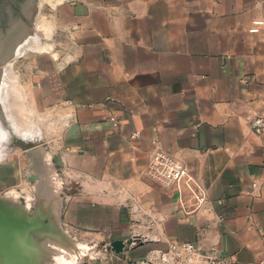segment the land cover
Listing matches in <instances>:
<instances>
[{"label":"crops","instance_id":"obj_1","mask_svg":"<svg viewBox=\"0 0 264 264\" xmlns=\"http://www.w3.org/2000/svg\"><path fill=\"white\" fill-rule=\"evenodd\" d=\"M54 14L70 41L44 76L70 116L63 223L105 243L94 264H161L172 239L263 259L264 132L251 121L264 117V0H63ZM157 146L207 187L205 208L187 213L174 185L147 174ZM0 148L1 190L18 183L21 154ZM147 227L157 241L110 248Z\"/></svg>","mask_w":264,"mask_h":264},{"label":"rangeland","instance_id":"obj_2","mask_svg":"<svg viewBox=\"0 0 264 264\" xmlns=\"http://www.w3.org/2000/svg\"><path fill=\"white\" fill-rule=\"evenodd\" d=\"M55 6V2L53 3L49 0L40 2L34 29L32 31L31 28L29 32L27 29L25 32L26 34L23 38L26 37L27 33H31V36L24 41L27 45H33L35 51L25 54L20 53L15 59L9 61L11 65L1 64L0 147L6 146L8 150L10 148L11 156L17 155L18 153L21 154V164L16 165L19 173L18 183L1 189L0 196L4 195L10 189H16L21 195L29 194L32 198L35 197L36 193L32 183L26 177V172H32L31 174L36 173L33 156L31 159L28 151L45 146L52 153L54 160L58 155L62 158L58 149V138L64 130L69 111L62 102L53 100L44 88V76L51 70L53 57L55 56L63 63L69 56L70 41L68 32L60 29L58 23L53 21ZM47 40H51L54 44V50L51 52L41 50L40 47L38 48L36 46V44H44ZM20 45L22 48L23 40ZM55 52L58 54H55ZM23 87V95L25 97L17 93ZM39 128L44 129L43 139L41 138L39 141L30 140V137ZM47 128L49 129L47 130ZM25 137L29 140H26ZM55 163L57 175L59 177L61 175L63 178L61 165L56 160ZM26 168L27 170L25 172ZM31 207H33V204L28 207V210ZM63 211L62 226L68 227L67 224L63 223ZM71 231L75 233L76 229L73 228ZM78 238L85 240L82 235H78ZM97 245L100 250L105 248V243H99ZM96 260L97 257L93 260L89 256L85 258V262L94 263Z\"/></svg>","mask_w":264,"mask_h":264},{"label":"bare ground","instance_id":"obj_3","mask_svg":"<svg viewBox=\"0 0 264 264\" xmlns=\"http://www.w3.org/2000/svg\"><path fill=\"white\" fill-rule=\"evenodd\" d=\"M43 1L47 0H40V2ZM49 1H52L53 3L55 2V5L59 3V0ZM27 29L28 32L31 30V28L23 26V28H20L11 36L5 48L4 54L0 59V73L2 71L1 64L5 63L6 65H11L9 61L12 60L10 59L12 55V57L14 58L17 56V54L19 55L20 53L25 54L27 52L35 51V47L33 45H27V43L24 41L31 36V33H27L26 37L23 38L26 34L25 32ZM22 40L23 49L20 47ZM36 46H38V48L40 47L41 50L44 51L51 52L54 50V44L51 42V40H47V42L41 45L36 44ZM55 54L58 53L55 52ZM1 85L2 84H0V93H2ZM23 91L24 87L23 89L20 88L17 93L22 96L24 94ZM23 97L25 96L23 95ZM69 117L70 116L67 117L66 122L69 121ZM48 129L49 128H47V130ZM43 130L44 129L39 128L35 132V134L30 137V140L39 141L42 138L44 132ZM41 141L43 142V140ZM0 149L3 150L2 148ZM35 151L36 153L32 155L33 164L36 169V173L40 174L41 176V178L33 184V188L36 193L35 197L32 198L29 194H24L23 196L25 198V202L21 201V193L16 189H10L9 191H7L5 193V197L9 199L10 202L17 208L28 210V207L33 204V206L36 205L37 211L43 209V211H46V213H51V215L48 216L54 222V224H56L57 230H43L34 234L35 244L40 247V250L43 251L41 252L43 264H76L84 254L92 256L99 255L101 251L98 249L96 243L87 242L83 239L78 238V234L76 232L72 233L69 227H63L62 221L59 223L63 211L62 208L64 205V195L62 194V192L64 191V181L62 176L60 175L59 177L56 173V166L54 165L52 160V153L45 146H40ZM26 173L29 175L32 172ZM42 207H45L47 210ZM160 255L163 254L160 252ZM164 258L168 259V255L166 254ZM0 264H2L1 259Z\"/></svg>","mask_w":264,"mask_h":264},{"label":"water","instance_id":"obj_4","mask_svg":"<svg viewBox=\"0 0 264 264\" xmlns=\"http://www.w3.org/2000/svg\"><path fill=\"white\" fill-rule=\"evenodd\" d=\"M27 27V26H24ZM21 27L16 28L9 37L0 41V59L2 58L5 48L11 38ZM33 31V29H32ZM13 56V55H12ZM10 59H15L12 57ZM26 140H29L25 137ZM37 149V148H36ZM36 149L28 151L32 155L36 153ZM54 165L55 160L59 165H62V158L60 155L52 156ZM31 162V161H30ZM30 165V164H29ZM26 172V169H25ZM26 177L29 182L33 184L38 181L40 174H27ZM64 195V191L62 192ZM20 200L25 202L23 195L20 196ZM47 210L45 207H42ZM48 215L51 213L40 209L37 211L36 205L29 210H24L15 207L9 199L5 197V194L0 196V259L2 264H43L40 247L34 242V234L40 231H52L57 230L56 224L50 219ZM62 221V214L59 223ZM139 242H151L157 241L158 238L154 234L148 232L142 234L139 238ZM138 241L134 238H129L127 241L114 240L111 243L110 248L119 252L125 245ZM98 247V245H97ZM166 254H163L164 258ZM89 256L91 260L98 258V255L92 256L84 254L76 264H94L93 262H85V258ZM164 264H171L169 259L164 258ZM130 264H140L136 260H132ZM144 264V263H143Z\"/></svg>","mask_w":264,"mask_h":264},{"label":"built area","instance_id":"obj_5","mask_svg":"<svg viewBox=\"0 0 264 264\" xmlns=\"http://www.w3.org/2000/svg\"><path fill=\"white\" fill-rule=\"evenodd\" d=\"M258 23L261 21H257ZM257 29V27L253 28ZM114 125H117L115 117H111ZM253 130L257 133L264 132V117L256 116L251 121ZM140 132L135 131L133 136H139ZM147 174L166 185H174L178 198L181 202L184 210L187 213L194 212L205 208L208 203V189L203 182L189 169V167L180 159L176 158L160 146H157L151 153L150 162L147 167ZM257 182L253 183L256 187ZM185 192H188L193 201V207L188 209L186 202L184 201ZM141 211L136 205L134 207V213ZM148 233V227L145 229ZM139 233L133 230L132 237L134 239L139 238ZM135 242V241H134ZM169 262L171 264H236L231 258L223 255L217 248L211 251H202L198 246L191 242H183L172 239L169 241V249L166 252ZM162 256V255H160ZM165 260L162 257L161 264H164ZM250 264H264V258Z\"/></svg>","mask_w":264,"mask_h":264},{"label":"flooded vegetation","instance_id":"obj_6","mask_svg":"<svg viewBox=\"0 0 264 264\" xmlns=\"http://www.w3.org/2000/svg\"><path fill=\"white\" fill-rule=\"evenodd\" d=\"M40 0H0V41L18 27L34 29Z\"/></svg>","mask_w":264,"mask_h":264}]
</instances>
